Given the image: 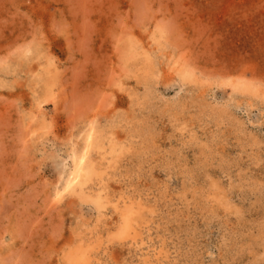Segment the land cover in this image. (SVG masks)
I'll return each instance as SVG.
<instances>
[{"label": "rangeland", "instance_id": "1", "mask_svg": "<svg viewBox=\"0 0 264 264\" xmlns=\"http://www.w3.org/2000/svg\"><path fill=\"white\" fill-rule=\"evenodd\" d=\"M77 251L264 264V0H0V264Z\"/></svg>", "mask_w": 264, "mask_h": 264}, {"label": "bare ground", "instance_id": "2", "mask_svg": "<svg viewBox=\"0 0 264 264\" xmlns=\"http://www.w3.org/2000/svg\"><path fill=\"white\" fill-rule=\"evenodd\" d=\"M96 138L97 137H95V133H94L93 129L89 130V132L86 135L85 142L83 143L84 144L83 148L82 149L80 148L81 151L78 153L76 151H73V152H76V154L74 153L75 155L73 156L72 165H71V168L69 169V172H68V177H67V179H65V183H64V186L62 187V189L58 190L56 192V195H55L56 197H61L65 192L70 191V192L75 193V191L78 189L83 190L84 186L87 183V181L89 180V178H91V176L95 174V171H96L95 165L96 164L95 165L93 164V162L91 160L92 158H90V156H91L92 149L94 148V146L97 143ZM86 197H88V196L86 195ZM81 198H83V197L81 196ZM89 203H91V202H89ZM91 204H93V203H91ZM95 205H96L95 209H98L99 212H100L101 208H104L103 202H101L100 198L96 200ZM105 208H107V206ZM130 212H132V210ZM130 225H131L130 218H129L128 212H126L122 215V224H121V226L117 232V235L121 237L123 234H125ZM85 255H86V253L84 251H77L76 253L68 254L65 264H85L86 263Z\"/></svg>", "mask_w": 264, "mask_h": 264}]
</instances>
